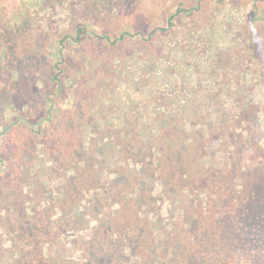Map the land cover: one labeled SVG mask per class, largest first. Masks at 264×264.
Wrapping results in <instances>:
<instances>
[{
	"label": "rangeland",
	"instance_id": "obj_1",
	"mask_svg": "<svg viewBox=\"0 0 264 264\" xmlns=\"http://www.w3.org/2000/svg\"><path fill=\"white\" fill-rule=\"evenodd\" d=\"M41 1L0 0V132L13 124L6 129V140L0 138V155H10L13 160L16 145H30L31 127L41 122L38 126L44 124L45 129L52 124L50 133H58L73 107L82 108L90 119L103 117L83 127L84 138L91 143L88 147L101 162L94 175L102 194L85 197L76 208L62 207L64 191L60 188L68 175L62 177L54 168L57 163L44 157L41 148L24 161V192L33 199L41 194L48 205L55 206L56 216H63L61 209L76 214L79 209L94 217L101 212L109 224V215L119 213L110 196L117 192L116 186H126V198L133 200L138 215L131 219L135 228L131 236L115 240L127 254L120 256L114 249L121 260L118 264H179L181 260L171 259L173 249L180 248V253L184 249L185 257L196 245L216 252L217 244H202L203 236H214L222 244L225 237L237 238L242 232L261 235L257 245L245 246V252L250 247L257 251L245 254L242 264H264V222L259 228L255 217L264 219V195L255 202L247 196L252 190L259 194L256 182L264 175V0H63L49 3L45 10ZM148 13L155 19L153 25L146 18ZM90 18L88 30H82ZM127 23L129 32L120 39ZM96 32L119 38L106 44ZM254 80L260 82L259 95L250 89ZM251 101L248 108L245 103ZM256 105L263 111L256 113ZM170 116L179 124L166 136L177 140L182 150H189L191 164L205 165L195 179L205 177L204 171L209 172L207 176L215 175L202 180L205 189H194V193L179 189L188 180L174 186L172 174L163 169L159 149L164 141L154 142L152 137ZM100 123L110 132L101 133L102 125L98 133L92 131ZM117 129L139 132L145 140L126 149L112 143L110 137L104 140L109 133L117 134ZM177 149L171 148L173 163H178ZM80 152L84 157L87 149ZM112 170L116 173H109ZM215 190L220 198L246 197L249 222L231 223L222 199L219 224L201 229L199 222L208 212L202 215L200 208L191 210L193 200L205 206ZM260 191L264 194V189ZM6 198L0 201V264H21L18 250L25 255V237L12 219L16 205ZM96 198H100V207L92 201ZM244 210L246 207L240 212ZM69 217L75 219L73 214ZM171 221L178 224L169 227ZM4 222L6 231L1 227ZM94 226L95 221L87 226L89 230L71 232L61 239L51 250L55 264L62 258L68 264H102L104 257L109 258L90 255L83 246ZM150 233L153 237L147 248L144 244ZM192 233L196 235L192 237ZM179 238L191 246L183 247L181 241L177 246ZM237 246L232 245V251ZM139 250L149 252L146 263L134 255ZM203 254V262L218 259L208 251ZM88 256L94 261L89 262ZM162 256H168L167 260H161Z\"/></svg>",
	"mask_w": 264,
	"mask_h": 264
},
{
	"label": "trees",
	"instance_id": "obj_2",
	"mask_svg": "<svg viewBox=\"0 0 264 264\" xmlns=\"http://www.w3.org/2000/svg\"><path fill=\"white\" fill-rule=\"evenodd\" d=\"M42 5L44 6V10L49 8V3H63V0H42ZM138 12V11H137ZM135 12V13H137ZM96 13H98L96 11ZM134 13V14H135ZM155 12L153 11V15ZM139 15L141 13L139 12ZM150 16V14L148 13ZM172 14V16H174ZM101 16V14H99ZM135 16V15H134ZM149 23H154L155 19L152 17V14L150 17ZM135 20V19H134ZM132 20V21H134ZM92 19H87L81 26L82 30H88L87 28L91 25ZM135 23V22H134ZM142 23V22H141ZM130 23H127L125 28H123V31L121 35L119 36L120 39H124L125 35L129 32L127 30V26H129ZM97 37L101 42H105L106 44H110L112 41L113 43H116L118 41L117 38L110 34H105L104 32H96ZM107 35V36H106ZM252 51V49H251ZM253 83L250 85V89L253 90L252 93L255 95L258 94V88L260 82L254 80ZM253 101L246 102L245 105L250 108L252 106ZM258 107V110L256 113H260L264 110H261L262 108L259 107V105H256ZM264 112V111H263ZM81 114V115H80ZM84 111L82 108L79 107H73L72 112L70 111L68 114V120L67 123H63L61 128L58 129V133H56L53 130V133H50L52 130V124H49L50 127H46L44 129V124L42 126H38L32 128L31 127V134L28 136V142H30V145L27 143H23L20 145H16L14 150L12 151L14 154V159L10 160L11 156H5L0 155V201H7L6 197H9V200H12L13 203L16 205V208L12 207L13 210V217L14 223L19 224V230L22 231V235L25 237V246L27 247V251H24L25 255H22L21 250H18V254H21L20 262L21 264H55V261L52 257L51 250H54V246L57 245V243L63 239L68 233L75 232H83L84 230H89L87 226L91 224V222L95 221L96 226L91 230V236L88 237L84 243L83 246L85 247L88 254H98L101 256H108L109 258L104 257L102 260V264H110L113 262V264H118L121 260L119 257L116 258L117 252L121 256L122 254L124 256H127L125 248H121L119 245L117 246L115 244V240L124 237L125 235L131 236L134 226L131 223V219L137 214L138 209L133 206V200L127 199L129 192L124 188L126 186L118 185L116 186V191L113 193L110 198H112L115 205L118 206L119 213L118 214H112L113 216L109 215L110 223L104 222V216L105 214H102L101 212L98 213L99 216H92L91 214H85L81 211H77V214L72 211H66L64 209H61V212L63 216H56L58 212H54V205H48L49 201H47L46 198H43L41 194L38 193V195L35 196V198H30L28 193H25L24 189V161L27 156H36L37 150L41 148V154L44 157L50 158L52 162L57 163V166L54 168H57L56 170H60L62 177H65V175H68L66 178V182L63 184V186L60 188V191H64V195L61 198L60 202H62L64 207L65 205L69 204L70 207L76 208L77 204L81 200H84L85 197H89L90 195L98 197L99 194H102V190H100L102 187L97 186V181L95 180L96 168H98L99 158L96 156V153L94 155L93 152H95L94 149H90L88 145L90 146V141L87 143V141L84 138L83 133V127L92 126V121H101L103 120V117L101 118H92L90 119L87 115H83ZM174 116V115H173ZM173 116L169 117V122L162 128L158 133V135L152 137V141L157 142L158 140H163L164 144L162 147H160L159 152L161 153V164L163 165V169L169 171L167 173L172 174L171 180L174 182V186H177L183 182V180L186 178L188 181L186 182V185L179 186L178 188H183L184 190H191V193L195 192L194 189H201L206 187L205 182L202 180H208L209 176H215L214 174H207L208 171H204L203 174L205 177H201V180L197 181L195 178L198 177L200 168L203 170L205 165H202L200 162L195 163L194 165L191 163H194L190 159H188L189 150L184 149L182 150L179 146H177L176 141H173V137L166 136V133L171 130L174 131L178 128V122H176V118ZM240 121H244V118H239ZM79 122V125H78ZM103 126L101 129V133H105L106 131L110 132V128L104 127V124L98 125V128L92 127V131L98 133L99 132V126ZM59 128V127H58ZM44 130H49V132H44ZM108 132V133H109ZM7 133L2 135L0 138L2 141L4 139L6 140ZM186 133V132H185ZM107 135L106 139L112 140L115 145L118 147L125 148L131 147L133 148L135 144L138 146L142 144V141L145 139L142 137V134L139 132H133L131 130L130 132L122 133V130L117 129V134H111ZM31 136L34 137V139H30ZM108 137V138H107ZM160 137V139H158ZM144 139V140H143ZM20 141V139H19ZM26 142V141H25ZM140 143V144H139ZM168 143V144H167ZM94 145V143L92 142ZM161 144V143H160ZM34 145V146H33ZM170 147H169V146ZM133 146V147H132ZM149 146V145H148ZM178 148L175 151H178L176 157L179 159H176L178 163H173V160L170 159L171 156V148ZM92 148V147H91ZM128 148V149H129ZM148 148V147H146ZM155 147H152V149ZM87 149L86 155L83 157L80 150ZM89 149V150H88ZM152 149L149 148V152L152 151ZM154 150V149H153ZM89 152V153H88ZM263 154V161H264V153ZM91 157V158H90ZM157 157V156H156ZM159 157V156H158ZM187 157V159H186ZM159 160V159H158ZM159 160V161H160ZM103 162V161H102ZM53 168V167H52ZM169 169V170H168ZM69 171H71V174H68ZM212 172V171H211ZM263 171H261L262 173ZM86 173V174H85ZM109 173L115 174L116 171L112 170ZM201 173V171H200ZM81 174V175H80ZM83 175H86L85 177H82ZM174 174V175H173ZM202 176V174H201ZM209 181V180H208ZM217 179V184L222 185L224 182ZM38 183V182H36ZM223 183V184H222ZM257 190L259 194L255 193V190L250 193L249 196L250 199L255 202V198H259V196H263L264 194L260 191L264 189V175L256 182ZM205 189V188H204ZM225 189V188H224ZM256 190V191H257ZM150 191V190H149ZM10 192L12 194L8 195ZM253 193V194H252ZM252 194V195H251ZM211 196L207 199V202L205 206L200 202H194L193 200V206L191 210H194L195 208H200L199 213L203 211L208 212V215L205 219L200 220L199 224L201 229H207L208 227H213V225L219 224V217H218V206H220V201L224 199L225 201V212L230 213V219L231 223L235 224L238 220V223H246L249 222L250 214L249 212V204L246 201L245 198H237L232 197L230 195L229 199H226L225 197L220 198L218 195V192L216 190L210 194ZM214 197H213V196ZM123 197V198H122ZM228 198V197H227ZM264 198V197H263ZM100 198L92 199L93 203L96 206H99V200ZM90 203V202H89ZM204 206V207H202ZM100 207V206H99ZM246 207V210H244L242 213L240 212V209ZM7 209V208H6ZM235 213H238L239 216L237 217ZM246 212V214H245ZM233 213V214H232ZM73 214L75 219H70L69 215ZM9 216V215H8ZM103 216V218H101ZM100 217V218H99ZM108 217V216H107ZM255 217H258L257 226L259 228L263 225L264 219L259 218V215H256ZM9 219V217H8ZM177 222L180 223V221L177 220ZM177 222H170L169 227H175L178 223ZM4 224V225H3ZM1 224V227L3 231H6L5 222ZM7 224V223H6ZM258 228V227H257ZM229 229V228H227ZM16 231V229L14 230ZM207 232V231H206ZM238 232H242L241 230H238ZM192 237L196 234L192 233ZM208 234V233H206ZM20 237V234H18ZM153 237V235L150 233L148 236L145 247L148 248V245L151 244V241L149 237ZM261 236L260 233L251 234L250 236L245 233H240L237 238L234 236H228L226 238L225 243H220L216 238L209 236L202 238V244L204 245H210L213 247V244H217L216 252H213V248L210 250H206L205 247L201 248L202 245H196L194 248L188 249V257H185L184 249L180 248L174 250L173 249V258L171 259H179L181 260L179 264H242L244 263V256L245 254H248L249 251H257L253 250L251 247L245 252V246H252L257 245L258 237ZM209 238V239H207ZM192 238H190L191 240ZM207 239V240H206ZM152 240V239H151ZM180 241L183 242V247L185 246H191V244L184 242V240L179 238V241L176 242L177 246H180ZM134 244V243H133ZM264 244V243H263ZM237 246L236 251H232L231 246ZM143 245L140 244L139 248ZM173 247V245H171ZM83 247V248H84ZM105 247H107V250H105ZM171 247V248H172ZM82 248V247H81ZM231 250V251H228ZM241 250V251H240ZM105 251V252H104ZM121 251V252H120ZM134 253V255L138 259H143V263H146L145 260L147 258V254L149 252H146L143 254L142 252ZM191 251L194 253L192 254ZM205 251L210 252V254H215L218 256V259L212 260L209 262H203L200 255L203 254ZM213 252V253H212ZM180 253V254H179ZM221 253V254H220ZM205 254V255H210ZM204 255V254H203ZM222 256V257H219ZM163 257V256H162ZM160 257V258H162ZM168 257V256H167ZM167 257H163L164 259L161 260H167ZM186 258V260L183 261L181 258ZM89 262L94 261L89 256L87 257ZM100 259V258H99ZM98 259V260H99ZM109 259V260H108ZM110 262V263H108ZM136 262V261H135ZM67 259H60L59 264H68ZM254 263V262H253ZM256 264V263H255Z\"/></svg>",
	"mask_w": 264,
	"mask_h": 264
},
{
	"label": "water",
	"instance_id": "obj_3",
	"mask_svg": "<svg viewBox=\"0 0 264 264\" xmlns=\"http://www.w3.org/2000/svg\"><path fill=\"white\" fill-rule=\"evenodd\" d=\"M160 29H166V28L161 27ZM152 32H155V30H152ZM12 125H13V124L8 125V126L6 127V129H9ZM6 129H5V130H2V131L0 132V135L4 134V133L6 132Z\"/></svg>",
	"mask_w": 264,
	"mask_h": 264
},
{
	"label": "flooded vegetation",
	"instance_id": "obj_4",
	"mask_svg": "<svg viewBox=\"0 0 264 264\" xmlns=\"http://www.w3.org/2000/svg\"><path fill=\"white\" fill-rule=\"evenodd\" d=\"M41 123V122H40ZM40 123L38 125H40Z\"/></svg>",
	"mask_w": 264,
	"mask_h": 264
}]
</instances>
